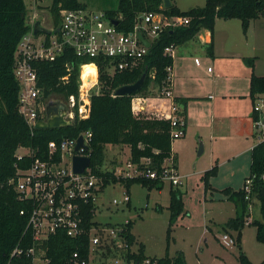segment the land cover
<instances>
[{
	"label": "trees",
	"instance_id": "1",
	"mask_svg": "<svg viewBox=\"0 0 264 264\" xmlns=\"http://www.w3.org/2000/svg\"><path fill=\"white\" fill-rule=\"evenodd\" d=\"M171 1V8L164 7L163 0H118L116 10L106 11L105 18L117 23L119 32H133L139 18L143 14L156 13L167 19L188 18L185 25H173L163 28L137 69L125 72L109 73L110 60L107 58H79L71 47H65L63 52L53 61H34L33 68L38 75V87L42 90L43 101L57 96L67 101L70 96H79L81 83V66L96 63L99 68V91L95 88L91 95L90 114L87 119L79 120L77 124L67 128L37 130L31 129L20 113V85L14 74L15 55L23 39L30 34L32 27L27 19L25 0H0V264H32V258L26 251L33 246V235L28 228L29 216L32 210L30 202L21 201L10 181L16 177L17 168L26 169L31 165V158L19 159L17 152L21 148H30L37 157L48 158V144L59 143L63 138H76L84 132H90V160L93 174L103 181L102 190L110 184L123 183L127 195L134 184H140L149 190L162 189L165 182L142 177L124 178L115 171L102 172L105 162V149L108 145L128 146L130 162L139 164L142 159L151 161L150 168L161 172L164 161L172 156L171 121L154 115L136 114L132 109V101L136 97H156L151 94L154 86L163 95L164 90H171L168 80V69H173L174 60L166 53L170 47H180L194 40L202 30H208L213 35L216 21L239 20L244 34H247L251 23L264 16V0H205L204 7H195L187 12L181 11L176 0ZM65 9H84L86 6L78 0H53L51 15L54 27L61 24V11ZM50 34L38 32L37 36ZM207 53L214 57L213 42L207 46ZM246 64L252 69L250 83V98L252 101L259 94H264V77L254 73L255 58H246ZM69 65L70 71L67 66ZM147 72V78L142 89L133 95L116 96L117 89L136 83ZM189 99L174 98L175 104L182 105L179 116L183 117L187 128V105ZM255 115V119H256ZM251 169L249 178H253L252 192L247 200L244 187L238 191L222 190L221 193L235 204L237 216L230 218L225 224L227 233H236L235 245L239 249L240 264H254L242 250V231L251 215L253 201L259 203L261 219L249 223L257 229V241L264 244V142L254 147L251 154ZM54 160H60L59 153ZM177 164V159L174 157ZM218 164L208 170L202 181L205 193L215 191L211 180L218 175ZM248 178V179H249ZM247 179V180H248ZM172 186V185H171ZM174 187V186H173ZM170 192L171 211L170 228L168 230L167 251L163 258H148L145 247L139 246L137 253L130 248L136 244L132 234L133 222L123 226L122 236L128 247L127 260L141 263L146 259L157 264H187L183 252L170 257L171 225L182 214L184 204L179 189ZM130 204V203H129ZM128 204V205H129ZM251 207V208H250ZM95 206L93 203L82 206L83 233L71 238L64 230H58L44 242L46 258L51 264H73V255L79 254V262L88 261L90 255V231L99 227L94 221ZM24 212V215L21 214ZM230 235V234H229ZM19 248L23 254L12 256ZM260 264H264L262 261Z\"/></svg>",
	"mask_w": 264,
	"mask_h": 264
},
{
	"label": "built area",
	"instance_id": "2",
	"mask_svg": "<svg viewBox=\"0 0 264 264\" xmlns=\"http://www.w3.org/2000/svg\"><path fill=\"white\" fill-rule=\"evenodd\" d=\"M188 23V18L167 19L163 15L147 13L139 18L133 32L124 34L119 32L114 23L108 21L104 14H96L84 9L62 10L61 24L58 28L51 29L52 34L49 37L29 34L23 39L15 55L14 74L20 85V113L29 125L31 132L36 129L35 125L38 121L46 120V103L42 99V90L38 87V75L32 66L34 61L53 62L65 47H71L79 58H108L110 74L132 71L139 67L142 58L150 50L140 40L138 31H141L144 38L152 43L163 28ZM174 48L173 46L168 48L166 53L173 57ZM91 64L97 71L99 70L96 63ZM84 66H81V73ZM67 68L68 71L71 70L69 65ZM168 72V80L171 83L172 70L168 69ZM80 79L79 96H70L65 101L68 111L64 118L67 121L87 119L90 114L92 91L95 88L99 91L98 77L96 82L88 86L85 85L82 74ZM132 109L136 114L154 115L170 120L172 141L185 137L186 123L184 118L178 115L179 109L174 102L171 90H164L162 96L136 97L132 101ZM253 113L257 117L254 120V127L264 142V94L255 97ZM80 137L83 138L84 147L76 151ZM91 137L90 132H84L76 138H63L59 143H49L46 160L37 157L36 152L30 148H23L28 151L25 155L17 154L19 159H32L28 168H17L16 177L10 181L19 199L30 202L32 206L28 228L31 229L34 241L33 246L26 251L27 256L32 258V264H51L50 260L46 258V249L43 248V244L58 230H64L71 238H76L83 233L82 206L84 204H94V215L99 210L97 197L102 191L103 181L93 174L91 166L83 174L74 172L76 156L90 158ZM56 153H59L60 160H54ZM150 165L149 159H142L139 164L130 162L128 169L133 170L134 175L123 174L124 169L122 168L123 170L119 171L118 176L159 179L172 186L182 184V177L173 156L164 161L160 173L152 170ZM262 180L264 181V174ZM253 181V178H249L244 185L247 200L250 199ZM123 203L127 205L130 203L127 193ZM113 204L117 205L118 202L114 200ZM21 214L24 215V212ZM96 228L93 227L90 231V254L91 248L100 243L98 238H91V232ZM122 231L123 228L117 235V231L112 230L111 235L115 239L118 236L121 237L125 248L128 249L125 239L121 235ZM222 242L226 245H235V239L229 235L223 236ZM117 244L119 248H122L121 242L118 241ZM21 254L23 251L17 248L13 251L12 256ZM73 264H92L90 255L88 261L80 263L79 254L75 253ZM126 264H157V262L151 259H146L141 263L127 260Z\"/></svg>",
	"mask_w": 264,
	"mask_h": 264
},
{
	"label": "rangeland",
	"instance_id": "3",
	"mask_svg": "<svg viewBox=\"0 0 264 264\" xmlns=\"http://www.w3.org/2000/svg\"><path fill=\"white\" fill-rule=\"evenodd\" d=\"M180 1L185 4V8H181L179 5L183 12L205 5V0ZM89 2L92 5H98L102 3V0H89ZM25 3L28 11V23L32 27L30 34L35 30L37 22H40L39 29L43 33L49 32L50 28L54 27L51 15L53 0H25ZM188 3H195V5L189 6ZM96 14L101 13L97 11ZM262 18L260 20L263 21L264 16ZM231 22L238 25V31L235 30L237 35L239 32L240 36L245 38L248 33L244 34L241 22L239 20ZM262 24L251 35L252 41L257 39L264 41V23ZM151 94L156 97L159 96L158 90L154 86L151 87ZM50 101L65 103L57 96L51 97L45 103L48 104ZM184 140L185 137L177 139L173 141V144L176 150L181 146L185 148V151L181 153L183 168L194 172L195 167L199 169L201 163L207 160V154H199L200 143L196 138L192 139L196 142L194 146L184 144ZM27 153L28 151L23 148L17 152L20 156ZM129 159L130 151L128 147H106L105 162L101 171H115L118 175L119 171L124 169L123 174L130 173L134 175L133 170L128 169ZM182 183L184 184L183 187V184L173 187L174 190L180 189L182 193L184 210L171 225L169 255L174 257L178 252H183L187 264H240L237 245H226L222 242V237L228 235L225 231L226 222L237 216L235 204L229 201L218 189L209 191L205 195V186L202 179L192 178L190 184H187L186 179H182ZM245 183L246 181L242 186L235 187V189L243 188ZM171 189L172 187L168 182L164 183L162 189L153 190H149L140 184H134L129 193L131 200L129 205L123 203L127 193L123 183L110 184L99 192L97 197L99 210L94 218V221L99 223V227L91 232V238H98L100 243L91 248V263H127L128 250L125 248L124 241L119 236L116 239L113 238L111 231H117L116 234L119 235V230L129 221L133 222L132 234L136 237V244L130 248L131 252L137 253L139 246L143 245L145 255L148 258H163L166 255L168 246ZM114 200L118 202L117 205L113 204ZM260 219L258 203V207L251 213L248 223L242 231V250L254 264H260L264 261V244L257 241V229L249 223ZM230 233L236 237V233ZM230 237L233 238V236ZM118 241L122 243V248L118 247Z\"/></svg>",
	"mask_w": 264,
	"mask_h": 264
},
{
	"label": "crops",
	"instance_id": "4",
	"mask_svg": "<svg viewBox=\"0 0 264 264\" xmlns=\"http://www.w3.org/2000/svg\"><path fill=\"white\" fill-rule=\"evenodd\" d=\"M78 2L92 13L99 11L103 14L118 7V0H102L98 5H92L89 0ZM176 3L183 11L181 8H185V4L180 0ZM260 19L263 18L251 23L245 38L239 32L237 35L238 25L233 24V20L218 19L213 35L208 30H202L194 40L174 48L170 83L172 95L173 98L190 100L184 144L194 146L196 142L192 139L196 138L200 150L201 147L203 149L200 155L207 154V160L201 163L199 169L195 167L194 172L187 171L181 161L185 148L181 146L176 150L172 144V156L176 157L178 172L187 184L192 178L202 179L216 164L219 171L210 182L213 189L237 191L235 187L242 186L250 176L252 150L262 140L254 127L255 114L250 98L253 71L245 59L255 58L254 73L264 77V41L251 40V35L264 23ZM212 42L214 57L207 53V46ZM177 106L179 111L183 109L182 105ZM253 202L251 213L258 207L257 200Z\"/></svg>",
	"mask_w": 264,
	"mask_h": 264
},
{
	"label": "water",
	"instance_id": "5",
	"mask_svg": "<svg viewBox=\"0 0 264 264\" xmlns=\"http://www.w3.org/2000/svg\"><path fill=\"white\" fill-rule=\"evenodd\" d=\"M164 2V7L166 9L171 8V1L170 0H163ZM114 25H117V23H114ZM40 22H37L35 24V30H33V33L35 35L38 34V32H42L40 29ZM58 32V30H56ZM47 34H52V31L45 32ZM138 36L140 40L143 42V44L147 48H151V43L147 41L142 32L138 31ZM147 78V72H145L142 77L134 84L132 85H127L120 87L119 89L116 90L115 95L116 96H125V95H133L138 93L142 87L144 86ZM68 111L67 106L64 102L61 101H50L48 104H46V120H40L37 122L35 125V128L37 130H48V129H58V128H67L71 127L74 124H77V120H74L73 122L67 121L64 118V115ZM84 147L83 146V138L80 137L78 139V145L76 147V151H79L80 148ZM202 147L199 152V154H202ZM91 166V160L88 157H78L76 156L74 158V172L76 174H83L87 168Z\"/></svg>",
	"mask_w": 264,
	"mask_h": 264
},
{
	"label": "bare ground",
	"instance_id": "6",
	"mask_svg": "<svg viewBox=\"0 0 264 264\" xmlns=\"http://www.w3.org/2000/svg\"><path fill=\"white\" fill-rule=\"evenodd\" d=\"M97 76H98V71L95 68V66H93V64H86L84 66L82 70V78L86 86L96 82Z\"/></svg>",
	"mask_w": 264,
	"mask_h": 264
}]
</instances>
